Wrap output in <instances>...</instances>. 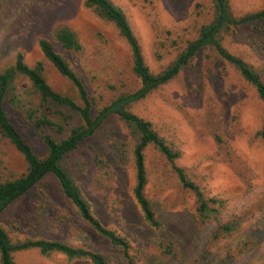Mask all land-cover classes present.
I'll return each instance as SVG.
<instances>
[{
	"label": "rangeland",
	"instance_id": "rangeland-1",
	"mask_svg": "<svg viewBox=\"0 0 264 264\" xmlns=\"http://www.w3.org/2000/svg\"><path fill=\"white\" fill-rule=\"evenodd\" d=\"M110 1L122 10L142 59L153 72L196 37L213 9L212 0ZM227 3L234 17L264 6V0ZM55 25L67 26L81 45V54L71 67L94 99L93 109L118 92L137 88L126 43L115 26L86 7L83 0H0V69L9 66L14 53L20 51L27 65L40 64L51 88L79 104L69 81L53 70L37 47L36 41L43 37L62 52L52 39ZM256 26L259 24L230 27L222 34L221 44L264 82V37L253 32ZM14 92L15 101L9 104L11 108L7 105L12 122L33 152L42 157L45 149L31 120L44 113L60 123L61 131L52 126L42 128L60 139L77 124L78 116L68 108L42 102L21 75L15 77ZM128 110L149 121L163 142L177 152L168 161L150 144L142 149L143 194L162 224L183 234L168 240H174L176 246L171 247L176 259L161 255L158 242L166 235L146 226L133 202L132 149L137 134L113 116L105 118L61 160L93 215L129 239L130 252L139 264L158 260L166 264H264V136L258 134L264 123V102L254 87L205 47L177 75L131 103ZM174 167L182 169L204 199H213L207 201L215 209L209 217L197 215L195 196L180 186ZM25 169L21 154L0 136V182L20 176ZM41 197L49 207L43 208ZM226 223H232L229 232L220 230ZM0 224L14 242L54 239L118 255L79 219L48 175L4 208ZM12 259L16 264H86L55 251L41 254L36 248L14 251Z\"/></svg>",
	"mask_w": 264,
	"mask_h": 264
},
{
	"label": "trees",
	"instance_id": "trees-1",
	"mask_svg": "<svg viewBox=\"0 0 264 264\" xmlns=\"http://www.w3.org/2000/svg\"><path fill=\"white\" fill-rule=\"evenodd\" d=\"M83 4L115 26L118 35L121 36L129 49L130 71L138 79V86L132 91L116 93L102 103L99 108L93 109L94 99L88 95L79 75L71 67L75 63L73 59L81 54V45L74 32L65 25H55L52 29V39L59 45L64 55L61 51H57L53 43L47 38H38L36 43L43 58L51 65L53 70L69 81L76 93L79 104L51 88L42 76L40 64L27 65L23 61L22 53L16 51L12 63L6 68L0 69V136L6 139L21 154L25 160L26 169L20 176L0 182V213L15 199L33 189L44 176H51L64 201L73 208L79 219L87 225L93 234L100 237L110 248L118 252V255L117 257L114 255L109 256L82 247H72L54 239L33 238L14 242L10 240L0 224V264H16L12 259V252L28 248H36L41 254L59 252L67 259L84 261L86 264H139L133 259L130 252L129 239L107 228L93 215L90 205L82 195L79 187L61 166L63 157L78 148L83 139L90 137L105 118L112 116L121 120L137 134V141L132 149L134 184L131 193L133 202L144 224L151 229L161 230L160 233L166 235L161 237L158 242L161 245V255L176 259V251L171 247L176 246L173 244L174 240L172 242H168V240L182 238L183 234L179 235L180 232L177 233L172 226L163 225V221L155 215L149 201L143 194L146 178L142 149L145 145L150 144L168 161H172L177 156V152L170 149L163 142L152 129L149 121L130 112L128 110L129 105L172 79L193 56L205 47L211 48L220 60L232 65L240 76L254 87L257 96L264 102V82L261 81L251 66L228 52L221 44L222 34L227 32L230 27L259 24L253 32L258 37H264V6L256 12L234 17L230 12L227 0H212L211 19L199 26L196 37L187 41L165 66L153 72L144 63L137 40L119 7L115 6L110 0H83ZM17 75H21L29 81L32 89L42 102L49 101L68 108L78 116L77 124L70 127L66 136L60 139H55L42 129L43 127L52 126L57 131H61L62 126L60 123L50 120L44 113H40L31 120L32 127L39 135L45 149L42 157L33 152L12 122V110L9 109V104L15 101L16 98L14 88ZM258 134L264 136V123ZM174 172L180 186L193 192L197 202V215L201 219L209 217L215 209L209 207L207 201H213V199H204L197 186L186 178L181 168L174 167ZM40 199L41 203L45 204L43 208L49 207L44 198L41 197ZM232 228V223L220 226V230L223 232H229ZM180 256H183L182 252ZM166 262L158 260L150 264H166Z\"/></svg>",
	"mask_w": 264,
	"mask_h": 264
}]
</instances>
